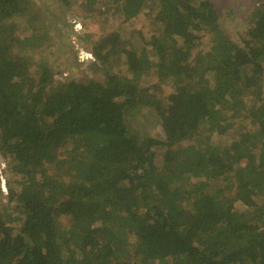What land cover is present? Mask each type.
Wrapping results in <instances>:
<instances>
[{"label": "trees", "instance_id": "trees-1", "mask_svg": "<svg viewBox=\"0 0 264 264\" xmlns=\"http://www.w3.org/2000/svg\"><path fill=\"white\" fill-rule=\"evenodd\" d=\"M73 1L57 16L0 0V157L20 223L0 210V264H264V0L240 45L210 0H116L123 23L151 20L142 47L118 27L91 41L102 79L55 85L41 53L70 49ZM147 52L166 97L137 83ZM144 100L159 117L145 135L129 117Z\"/></svg>", "mask_w": 264, "mask_h": 264}, {"label": "rangeland", "instance_id": "rangeland-1", "mask_svg": "<svg viewBox=\"0 0 264 264\" xmlns=\"http://www.w3.org/2000/svg\"><path fill=\"white\" fill-rule=\"evenodd\" d=\"M39 10L58 11L60 15L62 8L57 5V0H32ZM218 12L220 25L226 32L229 41H233L238 45L241 44L242 34L250 25L251 15L258 8L259 4L256 0H210ZM119 7L116 0H74L69 9H64V17L66 18L68 27L65 41L70 45V49L58 47L60 44L56 38L52 42L53 46L43 50L41 57H45L54 63V83L59 85L72 80L78 82H86L90 79H102V71L97 68L94 55L91 52V41H95L99 36L110 33L118 27H122L121 31L124 36L131 35V44L134 48H141V40L139 33L145 36L150 35L153 29L151 20L146 14L142 13L134 19L123 23V16L120 12H115ZM52 11H49L52 13ZM50 20L54 21L53 16H49ZM50 34L53 29H50ZM208 40L204 41V49H207ZM148 55V72L138 80V85L143 89H149L150 93L156 92V87H160L162 95L166 97L172 92L169 85L158 83V77L155 75L153 63L156 57L149 52ZM73 62L70 64L69 62ZM114 70H118L115 68ZM122 75H128L126 68L121 67ZM129 76V75H128ZM264 85V80H263ZM130 125L139 134H147L150 128L154 127L159 122V117L151 108L149 103L144 100L140 102L135 110L129 113ZM240 121L235 122V126L228 135L219 139L220 145H229L234 139L238 138L240 132L238 127ZM68 157V153L67 156ZM61 158V157H60ZM65 166H61L59 171L62 173ZM5 163L0 157V210L10 220L14 230L18 231L20 227L19 212L17 206L8 201L3 182L10 178V175L5 172ZM3 172V173H2ZM62 175V174H60ZM237 211H245L244 206H239ZM60 225L66 229L67 219L61 218Z\"/></svg>", "mask_w": 264, "mask_h": 264}]
</instances>
